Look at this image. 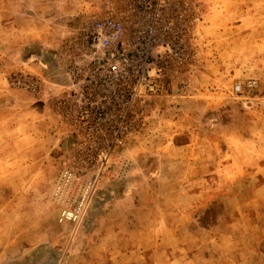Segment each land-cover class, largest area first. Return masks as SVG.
Here are the masks:
<instances>
[{
  "label": "rangeland",
  "instance_id": "374dc122",
  "mask_svg": "<svg viewBox=\"0 0 264 264\" xmlns=\"http://www.w3.org/2000/svg\"><path fill=\"white\" fill-rule=\"evenodd\" d=\"M131 1L0 0V264H264V0H192L189 67L82 219L57 221L59 170L98 161L76 156L62 105L76 41Z\"/></svg>",
  "mask_w": 264,
  "mask_h": 264
},
{
  "label": "built area",
  "instance_id": "2783aa9c",
  "mask_svg": "<svg viewBox=\"0 0 264 264\" xmlns=\"http://www.w3.org/2000/svg\"><path fill=\"white\" fill-rule=\"evenodd\" d=\"M197 12L192 0H133L91 21L76 41L83 65L69 70L62 105L76 156L98 161L90 178L59 170L51 191L58 222L82 219L107 159L120 155L146 105L189 67Z\"/></svg>",
  "mask_w": 264,
  "mask_h": 264
}]
</instances>
